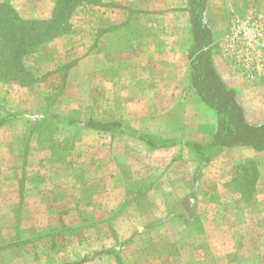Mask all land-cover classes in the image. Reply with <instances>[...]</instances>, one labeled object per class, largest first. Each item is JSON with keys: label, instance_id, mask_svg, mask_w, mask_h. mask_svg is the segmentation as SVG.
<instances>
[{"label": "rangeland", "instance_id": "obj_1", "mask_svg": "<svg viewBox=\"0 0 264 264\" xmlns=\"http://www.w3.org/2000/svg\"><path fill=\"white\" fill-rule=\"evenodd\" d=\"M43 1L31 7L36 14L48 6L52 12L55 0ZM11 10L26 20L8 5L0 22L7 23ZM93 11L90 2L74 3L66 32L22 54L21 74L0 84V118H7L0 127V264H65L84 257L89 259L82 264H221L218 250L210 254L206 242L188 240L186 230H171L174 241H162L163 230L148 229L154 215L135 203V195L150 183L138 180V168L129 173L121 159L109 161L108 148L95 149V137L82 124L40 120L65 115L84 123L110 121L146 105L125 100L139 92L132 82L140 71L123 69L114 46L105 47L99 66L85 54L79 16ZM208 15L221 69L241 87L263 92L264 0H208ZM13 24L21 25L17 19ZM116 148L119 156L125 152ZM241 264L248 262L241 258Z\"/></svg>", "mask_w": 264, "mask_h": 264}, {"label": "crops", "instance_id": "obj_2", "mask_svg": "<svg viewBox=\"0 0 264 264\" xmlns=\"http://www.w3.org/2000/svg\"><path fill=\"white\" fill-rule=\"evenodd\" d=\"M177 1L98 0L90 3L92 15L79 16V33L87 37L85 54L99 66L105 47L109 50L114 46L115 52L123 55V69L140 71L132 82L139 86V92L133 91L125 100L146 103L135 109L138 112L114 119L122 123L121 128L104 131L84 127V131L95 137L91 143L95 149L108 148L109 161L121 159L127 172L138 168V180L149 181L145 189L140 187L135 203L149 207L154 221L148 229L163 230L162 241H174L168 234L171 230H186L188 240L205 241L209 253L218 250L221 264H241V258L248 264H264V152L249 146H225L203 162L187 145L188 141L209 140L215 130V115L191 86L188 0ZM165 3L170 4L166 12ZM3 4L12 5L26 19H44L51 13L48 6L36 14L31 8L36 0H0ZM208 18L207 8L205 21L213 33L208 48L215 68L236 90L247 119L264 121V91L241 87L239 80L221 69L224 61L216 51L217 37ZM0 84H4L1 79ZM141 134L175 143L150 147ZM116 144L125 150L121 156ZM16 188L19 191L18 185ZM115 204L108 202L111 208Z\"/></svg>", "mask_w": 264, "mask_h": 264}, {"label": "trees", "instance_id": "obj_3", "mask_svg": "<svg viewBox=\"0 0 264 264\" xmlns=\"http://www.w3.org/2000/svg\"><path fill=\"white\" fill-rule=\"evenodd\" d=\"M78 0H55L51 16L45 19H20L15 11L6 21L0 22V79L17 78L21 74V56L31 47L50 40L66 32L67 17ZM80 1V0H79ZM90 3L98 0H81ZM7 4L0 5V17ZM208 0H188L192 43L190 44L189 78L191 86L201 101L215 115V130L205 142H187V145L202 156L203 162L209 160L225 146H249L264 152V121L252 122L237 92L228 86L219 75L212 60L208 46L213 41V33L205 21ZM12 9V8H11ZM15 14V16H14ZM16 19L21 25H14ZM5 75L9 77H5ZM53 119L64 124H82L86 128L111 131L121 128L118 120L101 121L90 119L81 122L65 115H44L41 121ZM7 121L0 118V127ZM122 131V130H121ZM120 131V132H121ZM139 137L150 147H165L175 141L164 140L153 135L141 134ZM89 257L65 264H82Z\"/></svg>", "mask_w": 264, "mask_h": 264}]
</instances>
